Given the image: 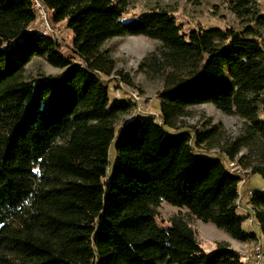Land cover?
Segmentation results:
<instances>
[{"label":"trees","instance_id":"trees-1","mask_svg":"<svg viewBox=\"0 0 264 264\" xmlns=\"http://www.w3.org/2000/svg\"><path fill=\"white\" fill-rule=\"evenodd\" d=\"M42 1L72 30L74 56L55 37L26 32L37 18L31 0H0V264H244L226 240L206 253L189 216L240 241L258 238L238 213L242 177L221 155L264 180L259 30L184 32L164 6L125 21L128 0ZM229 1L236 16L264 27L258 0ZM129 34L159 42L141 67L163 78L162 120L137 114L116 131L134 106L111 101L101 73L115 65L100 46ZM36 55L62 71L25 79ZM203 103L242 118L240 133L229 135L222 123L187 125L189 107ZM164 200L187 212L160 223ZM249 202L264 235V192L252 191Z\"/></svg>","mask_w":264,"mask_h":264},{"label":"rangeland","instance_id":"rangeland-1","mask_svg":"<svg viewBox=\"0 0 264 264\" xmlns=\"http://www.w3.org/2000/svg\"><path fill=\"white\" fill-rule=\"evenodd\" d=\"M129 10L122 16V20L127 21L129 18L142 14L144 11H149L156 6H164L169 10H172L173 15L177 18L181 24L184 32L193 28L202 27H233L237 30H243L246 26L250 25L255 29H258L257 38L264 46V27H258L247 19H241L235 15L230 8L229 0H128ZM258 5L262 13H264V0H258ZM52 10L48 9L49 22L53 29L52 36L59 40L61 43V51L67 56H74L75 52L72 51V30L68 27L65 20L54 22L52 19ZM38 18H36L28 27V30H41ZM257 30V31H258ZM45 33V32H43ZM159 42L145 35H125L114 36V38L106 40L100 49L109 51V58L115 65L111 70L110 75L101 73V77L104 78L109 85L108 93L111 101L117 98L128 99L126 94L127 88H134L140 91L145 97V109L150 113L158 114L160 111L159 92L163 87L164 81L162 76H153L146 72V69L141 67L144 58L158 49ZM76 61H80L78 56L74 57ZM62 68L51 65L46 56L36 55L26 65V71L24 77L27 80L30 78H36L44 74L56 75ZM123 75L127 76L130 82H127ZM190 113L185 117L184 121L187 125H192L197 129H204L206 126L212 124L222 123L227 133L231 136L240 133V129L243 125V119L237 115H228L216 108L211 103H203L199 105H192L189 107ZM137 115L135 106L129 113L121 115L116 123V131L124 125V123ZM259 115L264 119V92L259 103ZM160 120V119H156ZM182 127L180 129H184ZM170 131H173L170 129ZM109 167L108 172L112 169V163L115 159V150L113 143L109 147ZM211 155H221L217 149L208 151ZM247 149L243 148L238 154V157L242 154H246ZM222 159L225 161L228 168L235 164L243 163L239 159H235L234 162L228 160L223 154ZM237 157V158H238ZM240 195L238 198L239 208L238 213L245 218L244 229L247 231H255L258 238L254 241H249L248 245L252 249V253L240 254L244 264H264V249L263 257L261 260H257L254 257V247L257 242H260L264 247V235L259 230L253 212H251V204L249 202L250 194L254 190H260L264 192V180L259 173H250L249 176H245V181L240 183ZM179 212L186 213V208L176 207L171 205L167 201H163L158 207L157 220L165 224L172 215ZM191 224L196 228L200 236L201 247H203L206 253L215 249V239L223 241L222 238L225 235L231 236L224 229L218 228L215 224V232L206 229L207 223L195 216H189ZM252 245V246H251Z\"/></svg>","mask_w":264,"mask_h":264},{"label":"built area","instance_id":"built-area-1","mask_svg":"<svg viewBox=\"0 0 264 264\" xmlns=\"http://www.w3.org/2000/svg\"><path fill=\"white\" fill-rule=\"evenodd\" d=\"M33 3V7L34 9H36V13H37V18L39 21L40 26H42L40 29L43 30V32H45V34L52 36V32L53 29L51 27V23L49 22V15H48V8L46 7V5L44 4V2L42 0H31ZM80 58V57H79ZM80 62L81 65L84 64V61L80 58ZM126 94L128 95V98L133 102V106H135V109L137 111V114L140 115H149V116H154L156 119H160V116H158V114H154V113H150L145 109V97L140 93V91H138L137 89L134 88H127L126 89ZM162 119H160L159 121L161 122ZM229 171L231 173H236V174H240L241 175V181L240 183H243L245 181V176L248 175L249 176V171L244 170L241 166L239 165H234L230 168H228ZM251 212L252 209H251ZM263 245H261L260 242H257L255 244L254 247V257L257 260H261V258L263 257Z\"/></svg>","mask_w":264,"mask_h":264},{"label":"crops","instance_id":"crops-1","mask_svg":"<svg viewBox=\"0 0 264 264\" xmlns=\"http://www.w3.org/2000/svg\"><path fill=\"white\" fill-rule=\"evenodd\" d=\"M213 225H214L213 222L208 221V223L206 225V229L210 230L212 232H215L216 230H215V227ZM222 240L228 241L230 243V246H232L237 251V253H239V254H241V253L242 254H248L249 252L252 253V249L248 245L249 241H240V240H237L234 237L229 236V235L223 236ZM214 241L215 242L219 241V239H215ZM240 259H241V256H240Z\"/></svg>","mask_w":264,"mask_h":264}]
</instances>
